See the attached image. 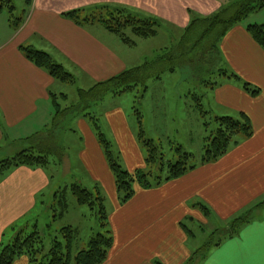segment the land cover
I'll use <instances>...</instances> for the list:
<instances>
[{
  "label": "crops",
  "instance_id": "crops-1",
  "mask_svg": "<svg viewBox=\"0 0 264 264\" xmlns=\"http://www.w3.org/2000/svg\"><path fill=\"white\" fill-rule=\"evenodd\" d=\"M225 1L24 0L25 17L19 28L9 29L8 16L1 25V30L6 27V33L0 41V149L24 144L26 138L43 131L39 122L44 113L52 112L51 94H57L52 89L56 80L29 60L22 46L50 53L72 72L79 71L93 82L109 79L127 68L128 62L120 54L124 42L119 36H113L115 33L99 27L97 22L88 24L90 27L79 25L63 13L100 5L120 6L183 30L193 17L211 15ZM246 26L238 23L227 32L221 41L222 56L234 72L260 87V94L254 97L238 82L227 78L213 90L218 104L249 115L254 133L217 161L202 164L151 189L138 186L132 199L120 205L112 174L92 133L86 129L88 148L84 161L110 185L116 204L109 216L114 243L103 264H174L177 259L182 261L176 264H182L191 255L186 248L189 235L184 219L192 216L207 222L214 214L229 220L264 199V50ZM110 117L117 136L129 142L123 151L128 164L133 166L141 159V153L127 139L128 130L120 116ZM51 182L43 168L20 166L0 175V244L9 229L15 228L16 221L34 213L38 198L45 195ZM192 199L204 202L211 214L206 217L201 208L192 207ZM28 262L24 257L13 264ZM204 264H264V211L238 234L214 247Z\"/></svg>",
  "mask_w": 264,
  "mask_h": 264
},
{
  "label": "rangeland",
  "instance_id": "rangeland-1",
  "mask_svg": "<svg viewBox=\"0 0 264 264\" xmlns=\"http://www.w3.org/2000/svg\"><path fill=\"white\" fill-rule=\"evenodd\" d=\"M11 4L15 6L13 12L14 18L19 21L25 15L24 0H11ZM229 4H232V1L226 0L223 6H228ZM10 14L7 7L0 12V41L6 33V27L1 30V25L5 23L6 17H9ZM82 17L84 18V16ZM241 23L245 25L264 24V8L249 13L242 19ZM9 25V29L12 31L18 29L14 22H9ZM86 25L90 27L91 24ZM98 26L102 27L103 25L100 24ZM92 29L96 30L95 27H92ZM184 33V28L183 30H179L172 26L161 25L156 36L139 38L132 34L130 30H127V34L132 39H135L137 44L127 45L121 42V57H124L128 62L125 70L142 65L147 60L153 61L159 57L168 58L169 54L174 53V48H179ZM113 36L118 35L115 34ZM186 55H188L187 59L192 58L193 63L184 64V61H182L184 58H179L173 62L168 60L163 61L158 68L154 67L153 71L156 73L160 72L161 77L158 79L150 78L147 81L146 89L142 85H139L133 90L118 95L107 92L99 100H95V97L92 95L82 96L80 89L90 90L101 81H90L83 73L74 70L75 74L67 64L64 65L66 70L74 74L76 82L71 83L56 80L57 83L52 89L58 95L57 101L60 103L63 113L57 116L56 106L52 103L50 115L44 113L43 118L39 122L41 123L39 124V129L44 127V130L49 134V138H46L44 141H36L37 150L40 146H46L54 151V156L52 157L54 162L44 169L47 171L52 182L47 188L48 190L44 192L45 195H41L38 198V206L34 213L28 214L16 221L13 224L15 225V231L12 230L13 227L9 229L4 243H9L15 233L21 229H24L28 233L37 231L44 241V253H47L51 248L53 239L56 236L61 237L59 230L66 226H72L78 230L74 244L75 254L87 248V242L91 236L99 232H105V229L100 224L98 207L91 209L88 205L78 204L76 197L68 191L66 192L69 205L68 211L62 217H58L59 207L58 205L56 206L57 200L53 197V190L60 192L66 190V188H69L74 183H79L93 192L99 191L104 197L106 211L109 213V216L116 208L110 191V185L102 180L101 174L97 173L98 175L96 176L86 166L84 161L83 154L88 148V138L85 134L86 129H89L92 133L112 174L115 194L119 204L125 205L130 201L125 203L120 202L114 174L108 163L104 146L97 135L96 123L100 125L101 130L111 142L114 155L119 159L122 166L130 172L137 169L145 172L149 171V166L146 163L149 153L140 138V120L142 121L145 137L153 139L161 145V150L164 153L166 161L178 159L179 155L176 148L180 145L183 151L192 154V158L190 159L191 164L201 165L199 163L205 153V139L217 127L216 116L231 115L238 117L240 112L226 108L216 101V91L211 89L212 85L210 83L220 81L222 85L225 79L219 73L212 72V68L209 69L214 64L212 61L214 56L204 53L203 47L191 50ZM53 58L60 63L57 57L53 56ZM209 61L212 63L209 64ZM170 66H174V72L160 70V68ZM223 67L228 72H233L228 64ZM125 70H122L120 73ZM235 82L237 83V81ZM239 85L242 86L240 83ZM63 94L66 95L65 98H62L64 97L62 96ZM194 95L199 97L202 104L201 109L198 108L199 101L194 98ZM65 109H67L66 112L64 111ZM114 114H118L123 120L128 130L125 134L127 139L131 140L141 153V159L137 160L133 166L128 164L126 155L124 154V145H129V142H125L121 136L118 137L116 130L111 124L110 116ZM54 118L57 120L56 123H54ZM26 146L27 143L10 144L4 149H0V161L16 155L17 152ZM152 171L156 174L167 175V165L162 172L159 170V165L153 166ZM102 173L107 177L103 169ZM138 186H140L138 183L134 184L135 192ZM200 203L205 204L204 202H199L197 199L190 201V205L198 209H200ZM208 216L206 215V217ZM211 216L207 222L192 216L184 219L183 223L189 235L186 248H189L191 255L182 264H204V259L216 247L215 244L228 238L225 235V231L231 219L222 220L214 214ZM109 228L112 231L110 219ZM207 245L211 246L205 254L199 253V250H204V247ZM24 257H27L29 261V256L27 255H22L19 258ZM178 260L182 261L181 259L174 260V264Z\"/></svg>",
  "mask_w": 264,
  "mask_h": 264
},
{
  "label": "trees",
  "instance_id": "trees-1",
  "mask_svg": "<svg viewBox=\"0 0 264 264\" xmlns=\"http://www.w3.org/2000/svg\"><path fill=\"white\" fill-rule=\"evenodd\" d=\"M230 1H232V4L222 6L211 15L193 17L190 23L184 28L185 33L180 41L179 48H174V53L169 54L168 58L159 57L153 61L147 60L142 65L125 70L119 75L98 82L90 90L80 89V94L84 97L92 95L95 97V100H99L107 92L118 95L133 90L139 85H142L146 89L147 81L150 78L158 79L161 77L160 72L156 73L153 71L154 67L158 68L163 61L168 60L173 62L179 58H184L182 60L184 64L193 63L192 58L187 59L188 55L186 53L203 47L204 53L214 56L212 59L214 64L209 67V69L212 68V72L219 73L223 78L233 79L239 82L242 88L250 95L254 97L258 96L261 92L260 87L245 80L238 73L234 71L230 73L224 69L223 66L226 65V62L222 56L220 43L227 32L236 24L241 23L242 19L249 13L264 8V0ZM5 7L11 13L9 21L14 22L16 28H19L22 19L18 21L14 18L13 12L15 6L11 4V0H0V12ZM63 15L79 25H86L93 22L100 23L109 32L117 34L128 45H135L137 42L127 34V30H130L132 34L139 38H149L156 36L159 26L162 25L161 21L155 17L120 6L100 5L94 8H78L67 11ZM246 30L264 50V24H249L246 26ZM21 50L29 60L36 66L47 71L55 80L71 83L76 82L74 74L66 70L64 65L58 63L50 53L32 46H22ZM211 63L209 61V64ZM160 70L174 72L175 68L174 66H170L160 68ZM220 83V81L211 82V89L221 85ZM51 95L58 116L63 113V110L57 101L58 95ZM62 96L66 97L64 94ZM194 98L199 101L197 106L201 109L202 104L200 103L199 97L194 95ZM64 111L66 112L67 109ZM54 119V123H56L57 120L56 118ZM215 121L217 122V127L205 139V153L199 163L201 165L217 161L232 147L239 144L242 140L251 137L254 133L252 120L245 112H240L238 117L231 115L216 116ZM140 124V138L149 153L146 159V163L149 166V171L147 172L140 169L133 172L126 170L114 155L111 142L101 130L100 125L96 123L97 135L104 146L108 163L114 174L121 203L129 201L135 195V183H138L144 189H151L160 186L164 182L179 178L198 166L197 164L190 163L192 154L183 151L180 145L176 148L179 155L178 159L175 161H166L164 153L161 150V145L153 139L146 138L141 120ZM46 138H49L46 130L37 132L26 138V147L17 152L16 155L0 161V175H4L9 170L20 166L48 168L54 162L52 158L54 156L53 149L51 150L46 146H40L38 150L36 149V141H44ZM155 165H159L160 172L167 165V175L154 173L152 167ZM68 191L76 197L78 204L88 205L91 209L98 207L100 224L105 229V232H99L91 236L87 242V248L74 254V244L78 230L72 226L63 227L59 230L61 237L56 236L52 241L51 248L47 253H44L45 245L40 234L37 231L28 233L24 229H21L15 233L9 243L2 242L0 244V264H13L22 255L29 256V264H103L107 260L114 243V238L109 228V213L106 211L104 197L99 191L93 192L79 183L72 184L66 190L60 192L55 191L53 197L57 200L56 206L58 205L59 207L58 217H62L68 211L69 205L66 198V192ZM200 208L205 215L211 214V209L207 205L200 203ZM260 211H264V199L234 216L225 231L226 237L238 234L245 224L257 218ZM220 242L218 241L215 246L219 245ZM210 246L207 245L204 247V250H199V253L202 255L205 254Z\"/></svg>",
  "mask_w": 264,
  "mask_h": 264
}]
</instances>
